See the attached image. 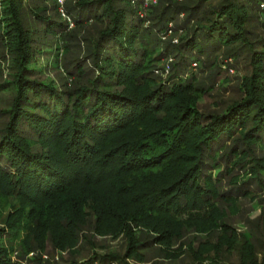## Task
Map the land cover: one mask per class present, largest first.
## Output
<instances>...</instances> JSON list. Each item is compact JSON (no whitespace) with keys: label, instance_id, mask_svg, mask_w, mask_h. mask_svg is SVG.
<instances>
[{"label":"trees","instance_id":"1","mask_svg":"<svg viewBox=\"0 0 264 264\" xmlns=\"http://www.w3.org/2000/svg\"><path fill=\"white\" fill-rule=\"evenodd\" d=\"M49 1L0 0V49L11 58L0 94L12 98L0 112V199L9 207L0 213V264H21L15 252L25 257L47 242L75 249L88 229L125 237V255L72 264H132L156 248L178 259L184 247L173 246L187 232L208 235L185 248L197 264H223L221 253H237L234 264H264L252 235L239 237L227 222L229 208L264 187V33L256 25L264 0H161L150 27L138 15L143 0H68L76 30L90 22L102 29L66 61L64 88L41 78L39 55L56 40L67 52L74 45ZM182 13L191 34L159 49V34ZM229 57L248 61L242 98L205 114V87L187 73L194 62L218 76ZM170 58L167 80L154 75L155 63ZM205 209L207 217L182 219Z\"/></svg>","mask_w":264,"mask_h":264},{"label":"rangeland","instance_id":"2","mask_svg":"<svg viewBox=\"0 0 264 264\" xmlns=\"http://www.w3.org/2000/svg\"><path fill=\"white\" fill-rule=\"evenodd\" d=\"M54 2V3H53ZM74 3L80 2V0H73ZM161 0H143V2L138 5V11L143 14L142 16L138 15L144 19L146 27H150L154 22V15L158 13V8L162 7L160 3ZM174 6L179 5L184 2V0H171ZM169 1H165L163 4L168 5ZM49 8L52 9L56 5L57 12L62 19L66 20L69 23V31L74 35L72 38V43L74 45L69 46L68 52L65 51V42L63 40H56V43L51 46L50 42H47L45 46H51L47 50H54L51 53L44 52L40 54L41 66L43 68L44 74L42 79H47L56 83L60 88H64L63 82L67 75L64 71V66L66 61L75 59L83 55L85 52L86 44H89L91 41H95L99 37V32L102 29L100 25L94 23H87L81 29H77L74 26V22L70 21V18L65 14V8L68 3L71 1L68 0H51L48 2ZM53 3V4H52ZM171 4V3H170ZM172 6V7H174ZM137 7V6H136ZM263 11V6L260 7ZM50 11V10H49ZM260 19L256 23L258 29L257 33H264V12H260ZM186 17L184 13L176 14L173 22L166 24L164 31H162L159 36L162 41L159 49L163 47L167 42H173L174 44H180L181 38H185L191 33L188 32L189 29L185 28L184 21ZM29 29L34 31H40L41 27L39 24L28 20L27 21ZM41 43H44L41 42ZM40 43V45H41ZM163 44V46H162ZM152 45V43L150 44ZM39 46V45H38ZM58 52L57 53L55 52ZM159 51V50H158ZM222 55V54H221ZM220 55V57H221ZM174 59L170 58L169 60H162L155 63V73L154 75L158 76L160 79L167 80L170 75L172 64ZM248 63L247 60H236L232 57L221 58L220 66L221 74L216 76L215 69H205L203 72L196 66V63H192L190 69L187 73V76H191L193 73L196 76L198 82L205 87L204 92L199 94V104L200 110L205 114H211L220 112L221 110L227 108V106L234 100H240L242 94L239 92V86L242 82V79L245 75L250 74L249 68L246 66ZM11 58L7 51L0 49V82L6 81L11 74ZM73 82H68V87L73 86ZM0 112L5 110L11 101V97L2 96L0 94ZM5 115L0 116V127L6 123ZM218 171L214 172V175H217ZM228 187V182L224 184ZM239 202L234 206L228 209V218L227 222L236 229L238 236L243 234H250L253 237V243L257 248V254L260 259L264 258V187L263 190L257 189L255 194L247 198H240ZM8 203L0 199V213L4 216L5 212L9 207ZM8 211V210H7ZM3 213V214H2ZM208 210H203L202 213H197L196 211L184 212L182 214V219L190 217H207ZM89 227L92 226V220L89 219ZM1 222V221H0ZM2 225V224H1ZM88 238L81 239L77 248L72 250L60 251L55 249L50 242L46 243V247L43 251H32L28 255H23L21 250L15 252L12 256L13 261H19L21 264H72L75 261H80L83 259L90 258L94 253L102 254L108 252L117 253L121 256L125 255L126 252V239L123 236L112 238V237H93L91 230L86 231ZM208 242V235L199 234L195 232H187L179 241H177L173 249H178L184 247L183 251L178 252V259L168 260L164 255L159 251V248L152 250H145L142 253L141 259L130 260L132 264H197L196 260L192 259L190 255L186 254L187 250L185 249L190 243H193L194 248L198 249V246L201 242ZM216 239H214V242ZM95 245H92V244ZM7 244V243H6ZM185 254V255H184ZM222 257L223 264H234L239 260V255L237 253L233 255H228L227 253L220 255ZM39 261H36L38 260ZM204 264H209L206 261Z\"/></svg>","mask_w":264,"mask_h":264},{"label":"built area","instance_id":"3","mask_svg":"<svg viewBox=\"0 0 264 264\" xmlns=\"http://www.w3.org/2000/svg\"><path fill=\"white\" fill-rule=\"evenodd\" d=\"M140 16H142L143 14L141 13V11L139 12Z\"/></svg>","mask_w":264,"mask_h":264}]
</instances>
